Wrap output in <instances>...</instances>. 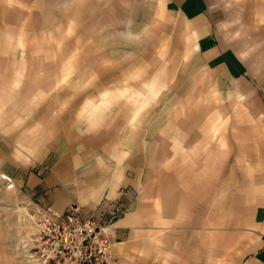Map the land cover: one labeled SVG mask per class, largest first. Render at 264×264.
<instances>
[{
  "label": "crops",
  "instance_id": "obj_1",
  "mask_svg": "<svg viewBox=\"0 0 264 264\" xmlns=\"http://www.w3.org/2000/svg\"><path fill=\"white\" fill-rule=\"evenodd\" d=\"M61 1L0 0V173L9 179L0 214L11 223L26 221L33 206L60 214L77 205L84 216L120 208L110 221L120 264H264V111L249 106L251 124L243 106L233 109L238 115H223V104L244 93L254 70L212 0H143L152 5L149 21L160 13L189 35L211 76L209 97L180 89L179 107L137 116L111 107L100 117L90 107L79 121L83 75L77 77L75 63H62L61 46L54 52L45 42L64 38L61 23L76 31L77 20L91 26L99 19L104 40L89 52L100 60L93 57L88 79L103 86L117 77L110 54L128 48L135 55L145 39L126 27L130 0H72L68 16ZM153 68L129 85L149 84Z\"/></svg>",
  "mask_w": 264,
  "mask_h": 264
},
{
  "label": "rangeland",
  "instance_id": "obj_2",
  "mask_svg": "<svg viewBox=\"0 0 264 264\" xmlns=\"http://www.w3.org/2000/svg\"><path fill=\"white\" fill-rule=\"evenodd\" d=\"M61 2V14L68 16V8L71 7L72 0H62ZM212 3L211 10L223 19L222 23L228 26L231 43L243 51L250 67L254 70L249 76L251 79L249 81L250 85L243 88L244 93L234 96V102L223 104L227 107L223 115H231V113L238 115L234 113L233 109L239 110L243 106L244 110L247 111L245 122L250 123L253 119L248 114L250 112L249 106L254 107L256 102L259 109L264 111V0H212ZM99 11L100 9L94 12L98 13ZM156 11L159 12L158 8ZM150 12H152L151 4L146 5L143 0H130V6L126 11V17L130 18V22L126 27L137 32L138 36L145 39V43H142L140 50L135 55L128 48L125 50L124 55H122L123 51L119 52L120 55L110 54L107 62L112 67L117 68L116 87L109 86L110 83L115 84V77L114 80L105 82L103 86H94V83L90 86L92 82L89 80L91 78L88 73L91 72V65H88L94 63V58L100 60V57L95 54L90 56L89 52L98 50L104 40L101 37V31L97 32L98 27L103 26L99 19L98 22H93L91 26L77 20L76 31H73L74 28L71 27L74 24L61 23L60 25L64 27V38L59 39L60 41L54 40L58 44L57 46H52L54 42H52V39H48L49 37L47 38L48 42H45V44L50 46L54 52L58 51L61 46L62 63H75L77 77L83 75L84 81L80 80L81 77L77 79L80 80L81 84V86L78 85L76 92L78 98L76 118H78V121L80 116H84L88 114L87 112L93 110L89 109L90 107H94L96 112L99 111L96 117H100L101 113H105L107 108L111 107L115 109L116 107L119 109H133L134 116L153 107H157V111L162 108H170V106L175 107L176 104L179 107L180 104L177 101L180 98V89L186 91L188 88L189 94H200L203 98L204 96L209 97L208 90L210 88L207 84L211 76L204 70L198 57L194 54L191 38L187 37L189 35L180 32V24L177 21L165 20V16L160 13H156V16L153 17L155 19L149 21ZM99 15L96 14V18ZM77 17L80 18L78 14ZM86 30L89 31L85 32ZM113 33H116L115 28L109 32L110 35H113ZM180 51L183 53H180ZM100 62L104 64L103 60ZM148 66L154 67L151 76L155 74L149 84H142V86L136 88L129 85V83L138 82L139 79L142 80L148 77ZM123 68L126 69L124 72L126 73L125 85H121L122 80H124ZM155 69L160 70L155 71ZM166 76L168 82L163 83ZM254 76L256 78H253ZM117 84L119 85L117 86ZM63 90L64 86H60L57 89L58 94L63 96L65 94ZM110 91L118 93L119 97L109 98ZM198 91L199 93H197ZM201 91H205L204 95L200 93ZM85 95H90L92 101L89 103L85 102L86 99L82 101ZM204 106H206V102ZM223 106L221 109H224ZM222 112L223 110H221ZM89 117H92V115L89 114ZM228 127L229 124L226 128ZM228 137L230 136L227 135ZM243 163L245 162L238 164L239 168ZM2 189L0 187V210L8 205L5 203L4 197L1 196L3 195ZM17 205L24 206V204ZM15 207L17 206L15 205ZM28 211L29 214H26V216L32 214L31 210ZM10 217L4 213L0 214V261L7 258L9 260L8 264H12L10 260L17 264H25L23 256L25 246L23 244L25 243L24 239L29 235L32 223L30 218L27 217L26 221L22 222L21 217V220L14 218L15 220L10 223ZM0 264L6 263L3 261Z\"/></svg>",
  "mask_w": 264,
  "mask_h": 264
},
{
  "label": "built area",
  "instance_id": "obj_3",
  "mask_svg": "<svg viewBox=\"0 0 264 264\" xmlns=\"http://www.w3.org/2000/svg\"><path fill=\"white\" fill-rule=\"evenodd\" d=\"M0 187L9 179L0 173ZM113 209L106 217L102 212L81 214L77 205L57 214L49 208L33 206L32 226L24 239L25 264H120L111 253L110 221L120 213Z\"/></svg>",
  "mask_w": 264,
  "mask_h": 264
}]
</instances>
